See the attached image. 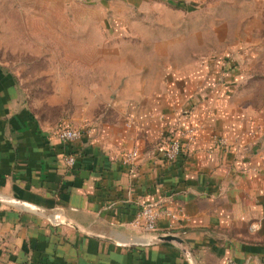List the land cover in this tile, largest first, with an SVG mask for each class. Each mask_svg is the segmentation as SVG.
Returning a JSON list of instances; mask_svg holds the SVG:
<instances>
[{"label": "crops", "instance_id": "obj_1", "mask_svg": "<svg viewBox=\"0 0 264 264\" xmlns=\"http://www.w3.org/2000/svg\"><path fill=\"white\" fill-rule=\"evenodd\" d=\"M62 5L63 117L38 114L0 62V264H264V0L222 17L194 0ZM149 202L176 213L158 232L190 255L136 226Z\"/></svg>", "mask_w": 264, "mask_h": 264}, {"label": "rangeland", "instance_id": "obj_2", "mask_svg": "<svg viewBox=\"0 0 264 264\" xmlns=\"http://www.w3.org/2000/svg\"><path fill=\"white\" fill-rule=\"evenodd\" d=\"M68 1L72 0H0V62L17 73L32 108L57 120L73 107L71 102H52L61 90L63 60L68 64L66 57L58 56L66 47L60 28L62 4ZM194 1L222 17L229 10L234 15L242 0Z\"/></svg>", "mask_w": 264, "mask_h": 264}, {"label": "built area", "instance_id": "obj_3", "mask_svg": "<svg viewBox=\"0 0 264 264\" xmlns=\"http://www.w3.org/2000/svg\"><path fill=\"white\" fill-rule=\"evenodd\" d=\"M82 128L80 126H72L67 121H60L56 127V134L63 139H73L77 138L81 135ZM183 135L187 136L189 139H193L197 136V129L195 127H189L183 130ZM221 142H227V138L225 136H220L217 138ZM182 141L181 139H173L167 144V148L165 151V155L168 159L174 160L178 154L182 151ZM139 154L137 149L130 150L126 152L124 156V161L126 163H131L134 161L136 156ZM67 162L73 164L75 162V157L70 155L67 157ZM165 214H172V216H176L175 212H171L166 208H163L161 204H156L153 202L143 204L139 217L136 221V226L140 227L145 231L147 237L149 236V240L160 234L158 232L157 222L158 219ZM251 227H256V223H253Z\"/></svg>", "mask_w": 264, "mask_h": 264}, {"label": "water", "instance_id": "obj_4", "mask_svg": "<svg viewBox=\"0 0 264 264\" xmlns=\"http://www.w3.org/2000/svg\"><path fill=\"white\" fill-rule=\"evenodd\" d=\"M61 221L73 225L75 228H77L78 230H80L81 232H83L85 234H88V235H91V236H95V237H98V238L113 240V238H111L108 235H105V234H102V233H94V232H91V231L83 228L80 224H78L76 221L72 220L71 218H69L67 216H62L61 217ZM152 241H175L181 246V249L187 255H190V251H189L187 242L179 234H175V233H172V232L160 233V234L155 235L152 238Z\"/></svg>", "mask_w": 264, "mask_h": 264}, {"label": "trees", "instance_id": "obj_5", "mask_svg": "<svg viewBox=\"0 0 264 264\" xmlns=\"http://www.w3.org/2000/svg\"><path fill=\"white\" fill-rule=\"evenodd\" d=\"M181 1H183V0H181Z\"/></svg>", "mask_w": 264, "mask_h": 264}]
</instances>
